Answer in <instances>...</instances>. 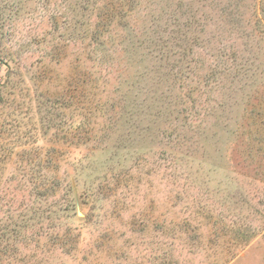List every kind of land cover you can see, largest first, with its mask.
<instances>
[{
  "label": "rangeland",
  "instance_id": "1",
  "mask_svg": "<svg viewBox=\"0 0 264 264\" xmlns=\"http://www.w3.org/2000/svg\"><path fill=\"white\" fill-rule=\"evenodd\" d=\"M0 264H264V0H0Z\"/></svg>",
  "mask_w": 264,
  "mask_h": 264
}]
</instances>
